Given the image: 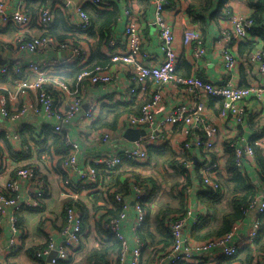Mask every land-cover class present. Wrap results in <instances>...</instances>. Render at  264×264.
Returning <instances> with one entry per match:
<instances>
[{
    "label": "crops",
    "instance_id": "1",
    "mask_svg": "<svg viewBox=\"0 0 264 264\" xmlns=\"http://www.w3.org/2000/svg\"><path fill=\"white\" fill-rule=\"evenodd\" d=\"M0 1L4 4L5 15L23 9L31 16V23L23 32L12 23L0 18V42L4 45V49L0 52V58L4 61L1 66L11 68L24 67L29 62H55L56 64L46 70L45 74L63 79L73 89L77 87L74 74L80 67L87 69L102 67L113 75L112 81L107 85H89L80 90L82 111L63 127L62 133L65 139L78 145L75 157L79 169L85 168L86 164L95 157L118 154L124 149L135 146L138 140L130 142L128 136H125L128 129L144 130L145 135L140 137L144 139L147 130L129 127L126 122L127 116L138 114L140 106L148 102L154 93L161 94V103L155 112L156 124L153 127L157 140L145 146L147 160L141 163L122 160L112 172L98 168L96 182L84 189L81 188L76 169L63 165L62 160L70 151L65 147L62 137L54 131L56 125L54 118L43 112L39 115L28 113L18 115L16 110L18 103L8 105L9 115L15 117L5 119L0 116V191L4 190L6 183L14 177L16 171L24 168L32 169L34 177L19 179L20 204L33 201V193L37 190V182L40 179L45 186L44 195L37 209L11 206L6 209L5 214L0 215V264H50L55 252L40 259H36L34 254L45 247L49 235L59 243V232L64 225V211L67 204L74 207L83 220L84 239L83 243L78 245L79 250L72 259V264H83L93 251L105 248H108L105 254L106 260L110 264H120L118 252L112 248V241L107 238L111 235L103 231L102 224L107 218L118 214L119 208L113 193L122 192V199L128 205V210L126 219L121 224V232L129 249L136 246L133 191L135 182H140L147 188L144 228H149L154 233L157 221H161L167 227L166 221L169 217H178L189 210L191 215L185 224L184 235L192 240L191 229L196 226L193 222L198 218V224L200 223L201 217L205 214V201L213 199L205 198L207 194L213 192L202 183L201 171L205 163L211 160L219 162L217 178L221 190L212 193L216 198L215 205L218 209L229 210L231 201L240 198L242 192H245L238 189L231 193L233 182L229 165L230 154L226 151L228 144L229 147L232 144L243 148L257 138L262 141L255 157L243 155L240 165L234 164V166L241 175L244 185L254 191V199L264 198V96L260 100L251 98L241 103L246 117L242 125H237L229 114L221 115L222 101L216 97L201 94L195 99L181 89H175L170 85L155 86L151 81H146L143 84L144 89H137L131 97L130 88H138V86L131 80L130 69L123 64L110 62V55L122 52L125 47L123 32L126 10L137 24L141 40V51L136 57L137 62L152 66L161 62L162 52L153 21L154 0H105L97 7L90 6L87 0ZM166 1L164 17L175 35L176 72L179 75L195 76L213 85L221 86L229 83L240 88L262 83L256 69L245 62V56L250 52L249 42L261 47L258 38L252 37L247 41L237 40L225 46L236 59L235 67L231 71H225L222 66L220 58L222 47L217 42L220 31L227 27L225 19L222 15L221 19L219 13L228 6L233 12L250 16L252 10L248 0H225L223 3L221 0ZM43 8L52 11L53 22L48 27H43L39 23V13ZM78 9L85 10L90 16L89 33H82L78 29ZM109 10H115L118 14L115 24L109 29V34L105 35L115 42L113 47L102 40L103 31L101 32L99 28L102 20L99 19L98 13ZM192 28L201 33L206 50L204 57L199 60H195L190 50L181 43L184 30ZM49 30L60 41L82 45L86 53L84 63L80 65L75 62L69 51L49 49L43 53L31 54L17 49L19 40L28 41L44 35ZM29 76L35 77L32 74ZM10 77V71L6 76H0V93L3 89H12ZM50 90L59 106L62 107L69 101L60 90H53V85ZM182 104L197 107L201 115L218 127L215 145L209 153L192 143L190 138L193 135L188 139L191 143L185 148L180 127L163 123L164 116L174 107ZM91 106L93 117L86 120L82 113ZM6 134H17L18 138L6 139ZM105 136L109 139L103 142L102 138ZM65 180L68 181V185H64ZM64 193L66 195H63ZM160 196L168 199L156 207L158 203L153 197L160 198ZM182 199L183 206H181ZM168 210L170 212L166 213ZM12 217L16 220L17 230L14 233L16 244L11 248L8 241L13 237L10 221ZM257 217L254 210H247L243 218L234 224L236 228L234 238L240 242V251L244 248H252L253 245L246 243L245 238ZM150 242L143 244L141 264H169L167 260H161L169 247L161 249L162 244L159 241H155V245ZM129 258L127 256L124 264H128ZM220 258L216 252L210 251L202 256H195L187 264H218ZM257 263L255 259L253 264ZM258 264L264 263L261 261Z\"/></svg>",
    "mask_w": 264,
    "mask_h": 264
},
{
    "label": "built area",
    "instance_id": "2",
    "mask_svg": "<svg viewBox=\"0 0 264 264\" xmlns=\"http://www.w3.org/2000/svg\"><path fill=\"white\" fill-rule=\"evenodd\" d=\"M90 6L97 7L102 5L105 0H87ZM167 6L166 0H154L153 21L157 29L160 49L162 52V60L158 65H144L137 62V56L141 51V40L137 24L132 19L129 11H125L126 22L124 27L125 47L120 53L110 55L111 63H120L130 69L131 80L138 86L131 87L129 96H133L137 89L143 90V84L146 81H151L155 86L170 85L175 89H181L187 92L193 98L197 99L201 94L219 98L222 101L221 115L229 114L232 116L237 125H242L246 112L242 108L241 103L248 99L260 100L264 96V50L257 46L245 56V62L250 67H254L262 79L261 84H254L249 87H235L229 83L224 85H213L201 78L195 76H181L176 72L177 55L175 51L176 39L171 28V25L164 17V10ZM4 4L0 1V18L3 21L12 23L18 30L23 32L31 23V16L23 9L17 10L9 15H5ZM79 18L78 29L82 33H86L91 27V21L87 12L83 9L77 10ZM222 18L225 19L227 27L220 31L217 39L220 50L221 63L225 71H231L236 64L234 54L226 49L225 46L230 45L237 40H249L253 37L254 23L250 16H244L225 8L222 13ZM221 18V19H222ZM53 22L52 11L49 8H43L39 13V23L43 27H48ZM181 43L190 50L191 56L195 60L202 59L206 53L203 38L197 29L184 30ZM108 45L113 47L115 42L110 40ZM4 49L3 43L0 42V52ZM17 49L31 54L43 53L49 49L59 51H69L71 58L80 65L85 60V49L82 45H73L72 43L59 42L55 37L50 35H41L31 38L28 41L19 40ZM55 62L49 63H33L29 62L24 67L1 66L0 76H6L11 72V90H4L0 93V116L3 118L14 119L15 115H9L8 105L18 103V115L26 113L39 115L41 112L53 117L56 125L54 131L63 139V143L70 153L63 158L62 162L65 167L70 169L75 168L77 176L80 180L81 188L84 189L88 185L96 182V173L98 168L104 169L106 172L114 171L122 162V160L141 163L147 160L145 146L148 143L155 142L157 135L153 131L156 124L155 112L161 103V94L154 93L152 98L140 106L138 114H130L127 116V124L131 128H141L147 130V136L144 139H139L132 148L124 149L122 152L113 155L95 157L90 160L85 168L79 169L76 166L75 152L78 150V145L63 136V127L69 120L82 111L81 93L84 87L92 85H107L112 81L113 75L107 73L102 67L92 69L81 68L76 78V88H70L67 83L61 78H53L45 74ZM30 74L35 75L30 78ZM53 90H60L68 99L64 106H59L55 101L51 87ZM93 107L88 108L82 116L86 120H90L93 116ZM163 123L169 126H179L183 136V146L188 147L189 138L193 135L192 143L202 149L204 152H210L215 145V137L219 130L218 127L209 122L197 109V107L188 104H182L174 107L163 118ZM6 139L18 138L17 134L5 135ZM109 139L108 136L102 138L105 142ZM262 141L255 139L251 143L244 145L243 148L234 147L235 164L240 165V159L243 155H253V147L258 148ZM187 167V166H186ZM220 169L218 161H208L202 167V183L205 187L213 192L221 190V184L217 178V173ZM32 169H20L16 171L14 177L6 183L4 190L0 191V215L5 214L8 207H24L25 209L35 210L38 208L40 199L44 195V182L40 179L37 182V190L33 193V201L20 204L18 191L19 179L22 177L33 178ZM64 185H68L65 180ZM134 209H135V226L134 233L141 228L145 218L144 203L142 202L147 191L138 184L134 185ZM63 195H66L65 193ZM115 203L119 208L116 216L107 218L102 229L106 234L113 236L121 244V250L118 256V262L124 264L125 259L129 256L128 264H141V256L143 251V243L135 234V244L133 249H129L126 240L121 232V224L126 219L128 205L122 199L120 193H113ZM264 198L253 199L249 204L248 210H254L257 215L264 213ZM191 212L188 210L178 217H169L166 221L167 228L171 237V245L168 250L162 255L161 260H167L169 264L187 263L194 259L195 256H202L210 251L216 252L220 257L230 258L237 254L240 242L235 240V226L220 238L193 241L184 235V227ZM11 221V237L8 241L12 248L16 244L14 234L16 232V220L12 217ZM198 218L193 222V225L198 224ZM261 227V222L258 217L252 224L251 230L245 238V242L253 244L258 236ZM83 220L74 207H66L64 211V225L59 232V243H56L54 237L49 235L47 243L41 251L34 254L36 259L42 256H48L55 252V256L51 258L50 264H58L60 261L73 259L79 250L80 244L83 243ZM79 245V246H78ZM1 258V256H0ZM264 263V255L262 260Z\"/></svg>",
    "mask_w": 264,
    "mask_h": 264
},
{
    "label": "trees",
    "instance_id": "3",
    "mask_svg": "<svg viewBox=\"0 0 264 264\" xmlns=\"http://www.w3.org/2000/svg\"><path fill=\"white\" fill-rule=\"evenodd\" d=\"M224 1L225 0H221V3H223ZM248 2L252 10L250 18L253 20L254 23L253 37L259 39L258 41L260 43L258 44L264 50V0H248ZM222 13L223 11L219 13L220 18ZM98 16L99 19L102 20V22L99 23L100 31L101 32L103 31L102 40L106 42V44H108L110 38L105 35L109 34V29L112 25L115 24L118 14L115 10H109V11L99 12ZM90 29L91 27L88 29V31ZM88 31L86 33L90 32ZM44 35H50L54 37V35L50 33V30ZM56 39L59 42H64V41H60L58 38ZM248 46L251 51L258 45H256L253 42H249ZM79 70L80 68L76 69V72L74 74V80H76ZM114 125H112V127ZM256 150L257 148L253 147L254 157L256 155ZM226 151L230 154L229 165H230V171L232 173V182H233L232 183L233 188L231 193L236 192L238 189H241L245 192H242V196L240 198L233 199V201H231L229 210L221 211L215 205L216 198L213 197L214 193L209 191L210 194H207L205 198L212 197L213 199H209L208 202L205 201V205H204L205 214L203 215V217H201L200 223L191 229L190 237L193 241L202 242L206 240L217 239L228 233L231 230V228L234 226V224L243 218L244 213L248 210L249 204L254 199L255 196L254 191L247 185L246 186L244 185V181L241 178V175L238 173L237 169L234 166L235 164L234 148L231 146L229 147L228 144L226 146ZM135 183L137 184L138 182ZM142 202L145 203V199ZM69 206L72 207L71 205L67 204L65 208ZM181 206H183V199ZM168 212H170V210L166 211V213ZM258 219L261 222V227L258 232L256 241L252 244L253 245L252 248L251 247L244 248L241 251L238 250L237 254L230 258L221 257L218 264H253L255 259L257 260L258 263L259 260L260 261L262 260V255H264V213L258 215ZM154 231L155 232L152 233L149 230V228L145 229L143 223V226L137 229L136 236L144 245L150 241H152L150 242L152 245H155L156 242L159 241V243L162 244L161 249L168 248L171 245V237L168 228L164 226L161 223V221L159 222L157 221L155 224ZM107 238L110 241H112V248L117 250L119 256L121 250L120 242L117 241L112 236L111 237L107 236ZM106 252H108V248L93 251L83 264H110V262L106 260V256H105ZM72 262L73 260L71 258L68 259L67 261L59 262V264H72ZM179 264H187V263H179Z\"/></svg>",
    "mask_w": 264,
    "mask_h": 264
},
{
    "label": "water",
    "instance_id": "4",
    "mask_svg": "<svg viewBox=\"0 0 264 264\" xmlns=\"http://www.w3.org/2000/svg\"><path fill=\"white\" fill-rule=\"evenodd\" d=\"M4 64V61L0 58V66ZM145 135L144 130L128 129L125 132V136H128V141L135 142ZM55 254V253H54ZM54 257V256H53Z\"/></svg>",
    "mask_w": 264,
    "mask_h": 264
},
{
    "label": "rangeland",
    "instance_id": "5",
    "mask_svg": "<svg viewBox=\"0 0 264 264\" xmlns=\"http://www.w3.org/2000/svg\"><path fill=\"white\" fill-rule=\"evenodd\" d=\"M176 184V183H175ZM138 185L139 186H142L144 189H146V191H147V188L145 187V185L144 184H142V183H138ZM121 195H122V192H120V191H118ZM153 199H155V201H157V205H156V207H158V205H159V203L161 204V203H165L166 202V200L168 199V198H164L163 196H160V198L159 197H153ZM174 204H176V203H174ZM259 263H261V261L259 260Z\"/></svg>",
    "mask_w": 264,
    "mask_h": 264
}]
</instances>
